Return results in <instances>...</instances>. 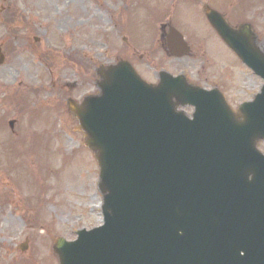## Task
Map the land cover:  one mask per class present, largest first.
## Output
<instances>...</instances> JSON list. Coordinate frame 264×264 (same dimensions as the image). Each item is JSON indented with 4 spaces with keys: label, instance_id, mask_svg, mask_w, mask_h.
<instances>
[{
    "label": "water",
    "instance_id": "obj_1",
    "mask_svg": "<svg viewBox=\"0 0 264 264\" xmlns=\"http://www.w3.org/2000/svg\"><path fill=\"white\" fill-rule=\"evenodd\" d=\"M205 15L264 78L251 25L232 28L209 7ZM167 47L188 51L172 27ZM100 78L99 94L67 105L99 166L104 224L76 241L57 238L59 264H264V157L255 147L264 138V86L235 112L217 90L167 74L148 84L126 61ZM187 104L192 120L176 110Z\"/></svg>",
    "mask_w": 264,
    "mask_h": 264
},
{
    "label": "rangeland",
    "instance_id": "obj_2",
    "mask_svg": "<svg viewBox=\"0 0 264 264\" xmlns=\"http://www.w3.org/2000/svg\"><path fill=\"white\" fill-rule=\"evenodd\" d=\"M192 1H11L34 22L37 51L50 58L40 63L23 40L21 52L0 65V264H57L51 252L56 237L71 241L77 229L102 222L97 163L82 145V133L73 131L76 120L65 105L69 95L81 101L97 92L99 64L126 58L151 81L155 66L170 73L182 69L190 81L218 86L232 108L258 92L263 81L213 33ZM196 2L208 3L233 25L250 21L264 50V0ZM161 24H173L190 42L188 55L171 58L156 47L150 52L154 41L160 44ZM3 35L0 27V41ZM10 119L16 121L13 131ZM10 142L14 153L5 148ZM257 147L264 154V140Z\"/></svg>",
    "mask_w": 264,
    "mask_h": 264
},
{
    "label": "flooded vegetation",
    "instance_id": "obj_3",
    "mask_svg": "<svg viewBox=\"0 0 264 264\" xmlns=\"http://www.w3.org/2000/svg\"><path fill=\"white\" fill-rule=\"evenodd\" d=\"M12 0H0V27L3 28L6 32V35L0 41V47L4 56L11 57L19 53L18 47L12 48L9 46V39H14V43L20 45L21 41L24 40L23 45L26 46L31 52H36L40 60L41 52L37 51L36 36L33 35L35 30L34 22L27 21L22 22L18 21L20 19V13L16 11L15 6L11 2ZM33 14L39 16L40 12L38 10L32 9ZM19 18V19H18ZM28 18V17H27ZM40 40V39H39ZM164 43V42H163Z\"/></svg>",
    "mask_w": 264,
    "mask_h": 264
}]
</instances>
